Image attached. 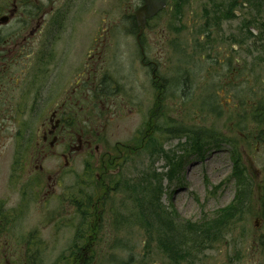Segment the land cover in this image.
I'll use <instances>...</instances> for the list:
<instances>
[{
    "label": "rangeland",
    "instance_id": "374dc122",
    "mask_svg": "<svg viewBox=\"0 0 264 264\" xmlns=\"http://www.w3.org/2000/svg\"><path fill=\"white\" fill-rule=\"evenodd\" d=\"M223 1L232 4L234 14L218 13L219 9H226L221 6ZM179 2H171L162 14L167 20L160 19L161 25L171 32L175 50L190 55L185 66L181 61H176L174 66L168 64L166 75L175 78V96L173 101H165L167 116L162 115L165 108L156 109L154 124L149 132L145 131L154 105L152 100L155 101L151 73L147 68L143 73L139 66L140 42L135 29L130 30L127 24L118 27L117 23L115 34L114 29L111 33L114 36L111 50H118L119 56L115 61L118 63L113 62L118 65L112 73L122 95L129 94V106L136 109L126 119L113 118L104 123L106 130L100 137H105L106 144H101L98 152L73 155L72 164L66 166L62 187L47 203L42 200L43 189L28 178L23 160L24 147L32 148L36 142L37 116L26 113L23 121L30 124L24 128H17L16 123L5 129L0 126V264L14 263L15 256H25L22 261L27 264H68L61 255L67 256L77 242L82 245L81 238H86L89 232L93 233L94 241L91 264H246L247 260L250 264H264V220L260 227L255 225L256 219L262 218L260 199L264 198L260 189L264 185V124L252 107L258 100L264 109V42L254 39L249 32L250 29L258 35L264 30L259 26L264 21V11L254 9L249 2L242 7L240 4L246 0L240 4L230 0H184L178 14L179 9L176 13L175 10ZM103 3L104 0H99L92 5L91 16L95 19L107 13ZM112 7L114 18L121 15L123 10L114 12ZM84 9L86 5L82 4L81 10ZM248 21L252 22L251 26ZM153 37L144 33L141 39L146 50H152L149 56L154 50L169 49V46L163 49L155 46ZM79 41L72 42L66 37L61 47L79 51L83 47L78 45ZM229 55L233 64L225 59ZM237 57L241 69L237 86L227 88L226 96L233 97L227 108L220 93L224 76ZM176 59H182L181 53L176 54ZM189 72L191 75L187 76ZM189 89L191 96L181 100V90L184 93ZM41 99L44 106L45 98ZM139 102L145 107L142 112H137ZM26 104L36 107L33 101ZM113 113L109 112L107 117ZM25 127H29L28 134ZM188 127L207 130L215 136H204L201 143L204 150L193 151L192 134L176 131ZM144 136L142 145L139 139ZM137 142L140 148L136 151ZM119 143L129 147L118 148ZM159 148L170 153V157L175 153L178 159L185 156L180 173L173 179L168 175L171 162L162 152L157 153ZM236 153L241 154L250 176L252 199L238 217L226 222L224 231L217 237L219 240L215 238L208 243L211 239H205L208 244L174 262L157 237L155 230L160 228V223H155L154 231H147L148 226L140 223L141 205L150 211L153 201L157 211L162 209L164 215L168 213L174 220L173 233L188 239L198 238L185 232L184 227L189 222L213 221L236 199L238 184L232 178ZM108 161L114 165L102 177L99 167ZM89 166L94 167L90 176ZM154 172L158 177L153 176ZM98 176L106 190L96 184ZM159 184L160 201L153 191ZM87 194L92 195L94 204L91 213L84 216L77 210L75 198L84 201ZM96 209H102L103 213H97Z\"/></svg>",
    "mask_w": 264,
    "mask_h": 264
},
{
    "label": "flooded vegetation",
    "instance_id": "af4514ba",
    "mask_svg": "<svg viewBox=\"0 0 264 264\" xmlns=\"http://www.w3.org/2000/svg\"><path fill=\"white\" fill-rule=\"evenodd\" d=\"M97 1L99 0H0V126L5 129L16 123L17 128H24V125L30 124L23 121L27 118L24 117L26 113L37 116L36 142L32 148L29 145L24 147L23 160L27 166L28 178L33 183L36 182L35 186L43 189L44 203L56 196L57 190L62 187L66 166L72 164L70 160H73L74 154L93 155L101 149V144H106L105 137H100L106 130L104 123L116 118L126 119L136 109L129 106V94L122 95L112 73L118 65L115 66L114 63H118L115 61L119 56L118 50H111L114 38L111 33L114 29L115 34L117 23L118 27L127 24L130 30L135 29L134 33L140 42L139 66L143 73L146 68L151 73V89L155 101L153 103L152 100L154 105L149 111L146 132L154 124L156 109L165 108L162 109V115L167 116L165 101H173L175 96V78H168L166 75L168 64L174 66L176 61H181L185 66L190 59V55L188 57L184 50H175L171 32L160 22V19H168L162 14L174 0L147 20L140 36L141 27L136 11L144 5V0H104L107 13L95 19L91 14L92 5ZM82 4L86 5V9L81 10ZM110 6H113L114 12L123 10L121 15L114 18ZM177 10L178 8L175 13ZM144 33L154 36L152 41L155 46L160 49L169 46V49L154 50V54L149 56L148 52L152 50H146L141 43ZM66 37L72 42L80 39L78 45L83 46L82 50H66V46L61 47ZM177 53H181L182 59H176ZM225 59L233 64L231 55ZM236 61L235 67L230 63L231 69L224 76L220 93L227 108L233 100V97L226 96L227 88L238 84L240 58L237 57ZM186 75H191V72ZM181 94V100L189 98L190 89L184 93L181 90ZM41 97L45 98L44 106L41 105ZM145 97L144 94L146 101ZM30 101L35 102L36 107L26 104ZM142 109H145L143 102H139L137 112H142ZM109 112L114 113L107 117ZM165 122L168 123L167 120ZM28 128L25 127L27 134ZM19 136L20 140L22 134ZM145 138L139 139L140 144ZM140 144L137 142L134 150L137 151ZM123 146L129 147L123 143H119L117 147ZM88 204L89 199L85 208ZM81 211L84 212L83 206ZM83 215L86 216L84 213ZM81 239L84 240L82 245L79 246L77 242L67 256L62 254L60 258H66L68 264H91L94 256L93 233L89 232L86 238ZM14 258L16 261L8 264L28 263L22 261L25 256ZM246 264H250V261L247 260Z\"/></svg>",
    "mask_w": 264,
    "mask_h": 264
},
{
    "label": "trees",
    "instance_id": "16d2710c",
    "mask_svg": "<svg viewBox=\"0 0 264 264\" xmlns=\"http://www.w3.org/2000/svg\"><path fill=\"white\" fill-rule=\"evenodd\" d=\"M232 3H239L241 0H230ZM183 2L184 0H180V2L177 4V6L180 8H178V14H180V10L181 7H183ZM225 3H222L221 6L226 8L225 11L222 10H218V13L223 14L226 13H231L234 14L235 12H233V8L231 7V5H229V3H226V1H223ZM249 2L254 9L256 10H260L262 9L264 11V0H246V2L241 3L240 5L243 7L246 5V3ZM209 12H207L208 14ZM264 13V12H263ZM225 14V15H226ZM216 16H219L218 14L215 13ZM217 20H220V16L217 18ZM211 21H209L210 24ZM218 22V21H217ZM252 22L248 21V25L251 26ZM260 27H264V21L259 23ZM250 36L253 37L254 39H259L260 41L264 42V30H261L260 33L257 35L255 34L252 30L250 31ZM262 47H264V44H262ZM264 50V49H262ZM263 52V51H262ZM236 61V60H235ZM240 65V62L238 63ZM234 67L237 66V61L235 63V65H233ZM241 69V68H240ZM256 102V104H255ZM252 104V107L254 110L257 111V113L259 114L260 118H261V122L264 124V109L262 108V104L260 101H255ZM178 133H191L192 134V141H191V145L193 148V151L197 150V151H201L203 149V146L201 145V143L205 140L206 137L204 136H210L213 137L215 135H212V133L210 131H205V130H191L189 127L186 129H180V130H176ZM152 142V141H151ZM143 145V141L141 143ZM151 146V145H150ZM187 149V148H186ZM204 150V149H203ZM202 150V151H203ZM163 153L166 155L167 158H169L171 165H172V169L170 170V172L168 173V175L173 179L175 177V175L178 173H180L179 169L181 168V164L182 161L184 159V155L182 159H178L176 156V153L174 156L170 157V153H168L167 151H165L163 148H159V152L157 153ZM241 154L240 153H236L234 156V171L232 172V178H236L237 180V184H238V190H237V195H236V199L235 201L229 206L227 207L223 213L221 215H219L216 219H214L211 222H202V223H192L189 222L185 227H184V231L185 232H190V233H194L195 236L198 235V238H189L187 236H181L179 237V235L177 234V232L173 233L172 231V227L174 226V220L170 217V215L168 213H166L165 215L161 209V211H157L154 207L153 201H152V208L149 211L148 207H144L141 205V209L139 210V218H140V223L142 222L143 224H146L148 226V230L147 231H154L155 229V223L159 222L160 223V228H157L155 231L157 233V237L160 238L161 240V246L163 247L162 249L164 251L167 252V255L170 256V258L174 261V262H179L181 259H184L185 256L188 253H193V251L195 249H198L200 246L203 247L206 244L210 243L211 241H213V239H217V237L220 236V234H222V232L225 229L226 226V222L230 219V218H236L238 217L239 214H241V212L243 211V209H245V206L248 202V200H251L253 197V193H252V188H251V181H250V176L248 174V172L246 171L244 165L242 164V160L240 158ZM114 163L113 162H105V164H103L102 166L99 167V169H101V176L105 177V171L107 169H109L110 167H113ZM117 165V164H115ZM88 174L90 176V174L92 175V173L94 172V167L93 166H89V168L87 169ZM101 176L99 178H97L96 180V184H98L99 188L100 186H102L103 190H106L104 183H102V179ZM153 176H157L158 174L156 172H154ZM178 177H180V174L178 175ZM162 183V182H160ZM260 189L263 190V194H264V185L260 186ZM154 191V195H157V199L160 201V194L162 193V187L160 186V184L158 186H156L155 188H153ZM98 198V196L96 197ZM103 198V197H102ZM89 199V204L86 206L84 212L81 211L82 210V206L84 204V201H88ZM84 201H81L80 199H76L75 198V204L77 207L78 211H81L82 213L86 214H90L91 213V203L94 204V200L91 194H87L86 198ZM260 203L262 206V211H261V217L264 220V198L260 199ZM94 212H95V208H94ZM97 213L101 214L103 213V210L101 209V211L99 209H96ZM100 214V215H101ZM150 214H151V218H150ZM154 219V220H153ZM190 225V226H189ZM187 226H189V228H186ZM206 230H208V232L206 233ZM201 239V240H200ZM205 239H211L208 241V243H206ZM219 240V239H217Z\"/></svg>",
    "mask_w": 264,
    "mask_h": 264
},
{
    "label": "water",
    "instance_id": "95a60500",
    "mask_svg": "<svg viewBox=\"0 0 264 264\" xmlns=\"http://www.w3.org/2000/svg\"><path fill=\"white\" fill-rule=\"evenodd\" d=\"M170 1L171 0H144V5L136 11L138 24L141 27L139 36L143 32L147 20L156 16L161 10L166 8ZM261 222H263L262 218L256 219V227H260Z\"/></svg>",
    "mask_w": 264,
    "mask_h": 264
}]
</instances>
